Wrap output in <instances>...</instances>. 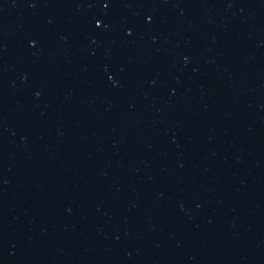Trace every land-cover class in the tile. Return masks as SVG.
Here are the masks:
<instances>
[{
	"label": "water",
	"instance_id": "1",
	"mask_svg": "<svg viewBox=\"0 0 264 264\" xmlns=\"http://www.w3.org/2000/svg\"><path fill=\"white\" fill-rule=\"evenodd\" d=\"M0 264H264V0H0Z\"/></svg>",
	"mask_w": 264,
	"mask_h": 264
}]
</instances>
